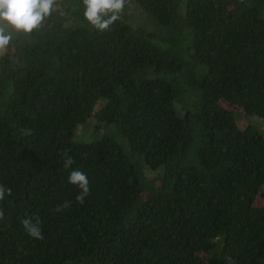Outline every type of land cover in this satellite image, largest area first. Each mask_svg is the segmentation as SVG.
<instances>
[{"label":"trees","instance_id":"trees-1","mask_svg":"<svg viewBox=\"0 0 264 264\" xmlns=\"http://www.w3.org/2000/svg\"><path fill=\"white\" fill-rule=\"evenodd\" d=\"M84 10L0 53V264H264V0Z\"/></svg>","mask_w":264,"mask_h":264},{"label":"clouds","instance_id":"clouds-1","mask_svg":"<svg viewBox=\"0 0 264 264\" xmlns=\"http://www.w3.org/2000/svg\"><path fill=\"white\" fill-rule=\"evenodd\" d=\"M85 10L84 19L96 31L110 30L121 17L126 0H82ZM58 0H0V53L6 52L13 39L12 32L31 34L33 30H40L45 21L53 14ZM64 168L69 169L74 163L71 156L65 150L63 153ZM70 184L79 189L80 194L76 200L83 204L90 194V182L87 174L79 169H73L68 175ZM12 189L0 185V201L11 196ZM70 207L69 202L57 206L55 211L60 212ZM4 211L0 208V221L4 219ZM23 227L27 234L37 240H43L41 221L37 217L25 218Z\"/></svg>","mask_w":264,"mask_h":264},{"label":"rangeland","instance_id":"rangeland-1","mask_svg":"<svg viewBox=\"0 0 264 264\" xmlns=\"http://www.w3.org/2000/svg\"><path fill=\"white\" fill-rule=\"evenodd\" d=\"M228 105V104H227ZM241 123L243 124V125H245V123H246V121L245 120H241ZM263 191L259 194V196L257 197V203L259 204V205H263L264 204V196H263Z\"/></svg>","mask_w":264,"mask_h":264}]
</instances>
